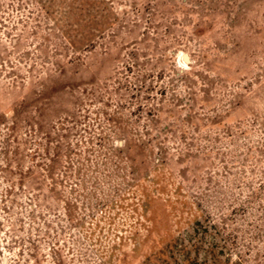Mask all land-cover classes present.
I'll list each match as a JSON object with an SVG mask.
<instances>
[{
  "label": "rangeland",
  "instance_id": "374dc122",
  "mask_svg": "<svg viewBox=\"0 0 264 264\" xmlns=\"http://www.w3.org/2000/svg\"><path fill=\"white\" fill-rule=\"evenodd\" d=\"M0 264H264V0H0Z\"/></svg>",
  "mask_w": 264,
  "mask_h": 264
}]
</instances>
